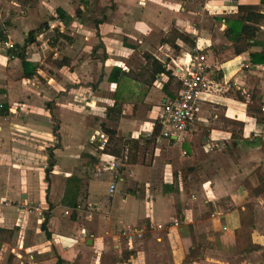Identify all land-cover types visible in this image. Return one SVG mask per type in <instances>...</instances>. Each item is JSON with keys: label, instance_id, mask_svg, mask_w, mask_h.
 <instances>
[{"label": "crops", "instance_id": "obj_1", "mask_svg": "<svg viewBox=\"0 0 264 264\" xmlns=\"http://www.w3.org/2000/svg\"><path fill=\"white\" fill-rule=\"evenodd\" d=\"M31 1L20 10L26 16L2 31L6 40L22 45L47 22L38 34L59 28L69 37L55 46L43 41L66 64L45 61L37 37L25 50L36 66L29 78L8 52L15 45L0 53V264H101L123 247L128 255L115 264L236 258L239 211L264 201V120L257 119L264 117V63L250 58L264 52V25L237 54L225 19L240 5H260L264 14L261 0ZM195 46L215 87L202 95L194 129L160 138L159 112L180 89L172 70ZM152 58L167 72L154 74ZM103 123L115 131L109 140ZM103 138L119 156L100 148ZM128 227L143 237L124 240Z\"/></svg>", "mask_w": 264, "mask_h": 264}, {"label": "trees", "instance_id": "obj_2", "mask_svg": "<svg viewBox=\"0 0 264 264\" xmlns=\"http://www.w3.org/2000/svg\"><path fill=\"white\" fill-rule=\"evenodd\" d=\"M261 5H264V0H261ZM260 10V5H240L238 6L239 14L235 18L225 19L226 28L224 30V36L232 42V46L234 48L235 53L240 54L245 52L247 48L254 43L251 42V40L256 37V34L259 31L260 27L264 25V14ZM57 13V15L61 18H64V16L66 15L65 12L61 9H57ZM46 25L47 22H43L37 29L30 30L27 36L25 37L24 43L22 45H15V49L8 50V52H13L14 56L19 58L22 67V74L25 78L31 77L36 72L35 64L26 59V47L36 42L38 32L45 30ZM2 31L3 29H0V40H6V36L3 34ZM178 36L188 41V37L184 36L183 34L180 33ZM60 38L67 39L69 37L62 33L59 28H55L53 36L50 39L51 46H55ZM250 58L253 63H264V52L251 53ZM65 62V59L55 60V64L59 67L66 64ZM151 65L154 74L167 72L165 70V67L153 58L151 61ZM257 119L259 121L264 120V117L262 119ZM101 128L109 136L108 140L112 138L115 134V131L107 127L104 123L101 125ZM107 143L104 150L106 152L109 151L112 152V154L119 156V151L114 149H107ZM53 166V154L52 152H49L48 165L45 168L46 180L48 179ZM261 186H263L262 181ZM261 186L256 189V192H259ZM75 205L76 204H73L72 206ZM254 213V205L251 202L246 203L244 209L239 211V226L234 231L235 247L237 253L239 254L251 253L258 250H262L264 252V246L255 243L252 240ZM190 253H193V250H191ZM60 262L61 259L59 258L56 264H60Z\"/></svg>", "mask_w": 264, "mask_h": 264}, {"label": "built area", "instance_id": "obj_3", "mask_svg": "<svg viewBox=\"0 0 264 264\" xmlns=\"http://www.w3.org/2000/svg\"><path fill=\"white\" fill-rule=\"evenodd\" d=\"M6 46L7 49H10L14 47V44L6 41ZM172 71L180 80V89L177 96L166 103L159 112L158 137L165 139H170L173 136L178 137L194 129L201 109L200 101L202 95L215 87L207 71L205 54L202 53V49L198 46H195L189 52L187 59L182 65L174 67ZM262 110H264V107ZM106 143L107 139L103 138L100 148L104 149ZM116 165L118 163H111V167ZM115 192L116 184L110 183L108 195L112 197ZM86 210L88 211L87 216L91 217L93 211ZM72 211L73 209H66L64 213L70 217ZM39 214H41L40 211ZM121 237L127 241L141 239L143 231L134 227H128L121 231Z\"/></svg>", "mask_w": 264, "mask_h": 264}, {"label": "rangeland", "instance_id": "obj_4", "mask_svg": "<svg viewBox=\"0 0 264 264\" xmlns=\"http://www.w3.org/2000/svg\"><path fill=\"white\" fill-rule=\"evenodd\" d=\"M14 1L16 2V6H17V10H15V12L13 11V8H12L13 5H15L13 3V0H0V29L3 28L5 33H8L7 30L12 28V25H13L12 18L16 17V16L17 17L26 16V15H24L25 13H23L21 11H24L23 7H25L27 4L32 3L31 0H14ZM32 16H34V15H32ZM34 20H35V18L33 17V19H31L29 21V23L32 22V24H33ZM36 26H37L36 28H38L39 25L36 24ZM52 34H53V32H49L47 34H38L37 35L38 42L35 43L36 45H34V46L39 47L38 51L41 52V47L46 48L45 45H43V41L46 40L45 43H47V42L50 43L49 41L51 38H49V37ZM19 35H20V33H19ZM6 41H10L14 45L16 44V42L13 38H8ZM6 41H0V53L6 52L5 51V49H7ZM57 46L59 47V45H57ZM46 50L47 51H46L45 61L52 60L54 63L55 62L54 59L59 58V56L54 57V55L50 51V47L46 48ZM47 69H48L49 73L52 71L49 68H46L44 66V71H46ZM120 163H121V159H120ZM119 167H120V164H119ZM262 192L263 191L261 190L260 194ZM252 194H259V192H256V189H255V190L251 191V195ZM263 202L264 201H262V203L260 202L258 204V206H256L253 203L254 209H255L254 225L256 228H255L254 233L252 232L254 234V235L252 234V239L255 240L256 242L258 241L257 243H259L260 245L261 244L264 245V203ZM220 207L224 211L223 206H220ZM219 224H220V226H218V227L221 228V230L224 227L223 225H225V226L227 225V223L224 220H221L220 223H218V225ZM225 229L226 228H223V231H225ZM198 250H200L199 247H198ZM235 252H236L235 255L238 254V256H236V258L234 256V254H231L232 256L230 258H228L229 263L223 262L222 264H264V252L262 250L254 251L251 253L239 254V253H237L236 247H235ZM127 253L128 252L124 247H123V250H122V253L120 254V256H115L114 254H112L109 251L107 254L103 255V257L101 259V264H115V259H124L126 257V255H128ZM186 261H187V259L185 260V262Z\"/></svg>", "mask_w": 264, "mask_h": 264}]
</instances>
